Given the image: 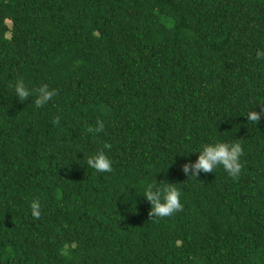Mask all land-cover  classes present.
Returning a JSON list of instances; mask_svg holds the SVG:
<instances>
[{"label":"trees","instance_id":"trees-1","mask_svg":"<svg viewBox=\"0 0 264 264\" xmlns=\"http://www.w3.org/2000/svg\"><path fill=\"white\" fill-rule=\"evenodd\" d=\"M257 49L264 0H0V264H264ZM18 79L56 95L35 108ZM224 139L242 144L239 177L188 178L192 151ZM151 178L182 210L149 214Z\"/></svg>","mask_w":264,"mask_h":264},{"label":"clouds","instance_id":"clouds-1","mask_svg":"<svg viewBox=\"0 0 264 264\" xmlns=\"http://www.w3.org/2000/svg\"><path fill=\"white\" fill-rule=\"evenodd\" d=\"M256 56L264 58V51L257 49ZM15 96L19 101L23 102L30 96L33 97L32 103L35 108H40L48 103V101L56 95V89L50 88L47 84H41L38 87H29L23 79H18L12 85ZM264 115V107L260 111L253 108L246 112L247 121L254 124ZM59 117L53 119V123H59ZM104 122L100 119L96 120L94 127H89V132L99 133L104 130ZM105 144L103 148L89 155L87 165L97 172H111L112 160L104 149L109 148ZM197 153L194 161H188L181 165V170L185 175L197 177L200 172H213L217 167H222L228 176L233 179L239 177L242 171V155L243 148L239 139L232 140H213L199 145L198 149L192 151ZM191 170V171H190ZM144 200L150 204L149 214L152 217L162 218L172 216L183 208L181 199V191L175 183L161 179L159 182L155 178L145 180L141 188V194ZM40 201L33 200L30 204L32 215L38 217L40 215Z\"/></svg>","mask_w":264,"mask_h":264},{"label":"rangeland","instance_id":"rangeland-1","mask_svg":"<svg viewBox=\"0 0 264 264\" xmlns=\"http://www.w3.org/2000/svg\"><path fill=\"white\" fill-rule=\"evenodd\" d=\"M7 24L9 25V22H7Z\"/></svg>","mask_w":264,"mask_h":264}]
</instances>
